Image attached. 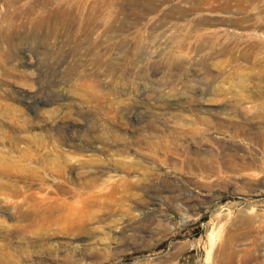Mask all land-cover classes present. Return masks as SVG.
Segmentation results:
<instances>
[{
    "label": "rangeland",
    "instance_id": "1",
    "mask_svg": "<svg viewBox=\"0 0 264 264\" xmlns=\"http://www.w3.org/2000/svg\"><path fill=\"white\" fill-rule=\"evenodd\" d=\"M242 1L0 0L1 260L264 264V0ZM194 154L227 176L186 180Z\"/></svg>",
    "mask_w": 264,
    "mask_h": 264
},
{
    "label": "bare ground",
    "instance_id": "2",
    "mask_svg": "<svg viewBox=\"0 0 264 264\" xmlns=\"http://www.w3.org/2000/svg\"><path fill=\"white\" fill-rule=\"evenodd\" d=\"M247 1H249V0H244V1H242L241 3H239L238 4V7L241 9L242 8V6H243V3L244 2H247ZM228 2V1H227ZM236 4V3H235ZM224 5V4H223ZM229 7V6H228ZM227 7V8H228ZM224 8V7H223ZM229 9H230V7H229ZM250 37V36H249ZM252 37V36H251ZM255 37H252L251 38V42L252 43H250V41H248V43H244V49H242V50H244L245 51V55L249 58V57H251V51H252V48H253V43L254 44H258V40L257 39H254ZM240 40V39H239ZM244 40H245V38H244ZM229 46H230V48H231V50H236V47H237V45H236V43L235 42H230L229 43ZM256 47H254V49H255ZM259 50V49H258ZM257 50V51H258ZM256 52V51H255ZM254 52V53H255ZM253 53V54H254ZM257 53V55H258V53L260 54H262V53H264V51H261V50H259L258 52H256ZM254 55H256V54H254ZM253 55V56H254ZM259 56V55H258ZM262 56V55H261ZM175 116V117H174ZM172 117H174V118H180V116H178V115H173ZM174 135H172V137H173ZM189 156H191V160H190V162L188 163V165H187V168L190 170V172H189V174L188 175H186V177H184L186 180H198V179H203V178H207V177H211V178H216V179H223L225 176H227L226 174L229 172V170H228V172H227V169L225 168V166H214V165H212L211 163H209V161H207V159L205 158V156L204 157H198V156H196L195 154L194 155H189ZM153 159H156L157 161H160L161 163H168L167 161H165V159H162L161 158V156L160 155H158V154H156L155 156H153ZM185 162V161H184ZM173 163V162H172ZM171 163V164H172ZM178 163H179V161H178ZM206 163V164H205ZM180 165V164H179ZM174 176V175H173ZM173 176H169V177H167V178H169V179H172V180H176V178H175V176L173 177ZM183 178V177H182ZM231 254V253H230ZM230 254H225V256H224V261H223V263L222 264H229V259H230ZM216 256V255H215ZM223 256V255H222ZM165 257V256H164ZM167 260V259H166ZM213 262H215V263H217L216 262V259L214 258V261ZM0 264H9V262L8 261H6V260H1L0 259ZM214 264V263H213Z\"/></svg>",
    "mask_w": 264,
    "mask_h": 264
}]
</instances>
